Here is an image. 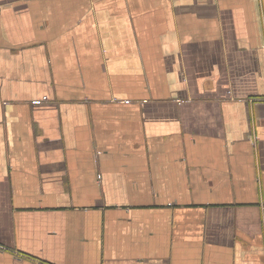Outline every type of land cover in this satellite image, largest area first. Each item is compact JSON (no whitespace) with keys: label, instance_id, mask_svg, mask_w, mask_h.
Wrapping results in <instances>:
<instances>
[{"label":"crops","instance_id":"obj_1","mask_svg":"<svg viewBox=\"0 0 264 264\" xmlns=\"http://www.w3.org/2000/svg\"><path fill=\"white\" fill-rule=\"evenodd\" d=\"M0 264H264V0H0Z\"/></svg>","mask_w":264,"mask_h":264},{"label":"built area","instance_id":"obj_2","mask_svg":"<svg viewBox=\"0 0 264 264\" xmlns=\"http://www.w3.org/2000/svg\"><path fill=\"white\" fill-rule=\"evenodd\" d=\"M44 99H46V98H44Z\"/></svg>","mask_w":264,"mask_h":264}]
</instances>
